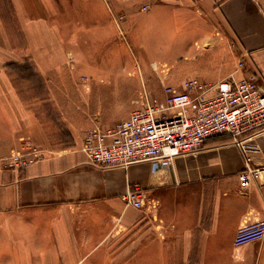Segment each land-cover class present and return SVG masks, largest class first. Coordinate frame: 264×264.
Instances as JSON below:
<instances>
[{
	"label": "crops",
	"instance_id": "obj_1",
	"mask_svg": "<svg viewBox=\"0 0 264 264\" xmlns=\"http://www.w3.org/2000/svg\"><path fill=\"white\" fill-rule=\"evenodd\" d=\"M139 11L148 15V31H137L143 52L157 44L171 45L172 54L173 46L181 48L175 56L152 58L148 70L133 63L119 71L113 64L119 48L113 13ZM88 13V30L82 22L75 29L92 35L94 60L106 45L100 67L86 71L90 82L82 90H90L95 101L106 96L105 104L125 105L124 111L97 115L93 127L107 129L129 115L130 94L145 92L143 76L151 77L150 89L163 83L181 90L187 78L213 84L230 74L255 76L264 88V0H106ZM99 13L105 22H97ZM8 59L0 52V264H264L263 241L234 243L241 225L264 219V177L241 187L238 173L245 163L230 135L209 137L171 160L89 162L81 149L87 130L73 135L72 145L49 146L33 102L3 67ZM35 60L49 76L50 69ZM238 60L243 69H237ZM27 140L44 157L12 167L8 158ZM248 140L258 148L251 165L263 166L264 129ZM136 186L144 189L142 208L122 199Z\"/></svg>",
	"mask_w": 264,
	"mask_h": 264
},
{
	"label": "rangeland",
	"instance_id": "obj_2",
	"mask_svg": "<svg viewBox=\"0 0 264 264\" xmlns=\"http://www.w3.org/2000/svg\"><path fill=\"white\" fill-rule=\"evenodd\" d=\"M99 1L104 4L106 2V0H0L2 41L0 52L3 57L9 58L3 67L14 75L13 82L24 96L33 102L36 118L47 128L50 140L47 143L50 147L72 145L73 135L80 132L82 134L93 128L97 121L96 116L101 115L103 111L105 114L107 109L112 108L116 112L125 110L123 102L110 106L105 104L104 94L103 100L95 101L90 90H82V84L86 82L89 85L90 82L86 72L90 65L97 64L100 67L102 55H105L102 48L106 44L99 46L101 48L96 56L97 61L94 60L93 50L91 51L92 35L87 33L82 36L81 30H76L75 25L82 22L81 28L88 30L84 24L87 27L89 25V6H95ZM113 14L119 23L118 27L115 25L114 43L119 48L114 55L113 64L119 71L133 68V63L137 69L141 68L140 63L141 65L143 63L145 70H148L147 66L152 62V58L159 59L161 55L165 58L175 56L174 49L181 48L173 46L172 54L171 45L163 47L157 44L148 46L146 52H143L144 45L137 44V31L139 28L144 32L148 31L144 26V18L148 15L143 11ZM97 15L100 17L98 19H101L97 22L106 21L105 13ZM121 19L124 21L123 24L120 22ZM93 25L96 23L93 22ZM161 47L166 49L165 52H159ZM36 58L50 69L49 76H43ZM125 79L124 75L114 77L113 82L120 84ZM139 79L145 81V92L142 90L130 94L133 98L130 99L129 112L137 109L146 99L164 100L163 83L158 89H150L148 83L151 82V77L143 76ZM163 81L166 83V78ZM71 86L76 88L72 89ZM59 88L63 89V92ZM59 102L62 109H59Z\"/></svg>",
	"mask_w": 264,
	"mask_h": 264
},
{
	"label": "built area",
	"instance_id": "obj_3",
	"mask_svg": "<svg viewBox=\"0 0 264 264\" xmlns=\"http://www.w3.org/2000/svg\"><path fill=\"white\" fill-rule=\"evenodd\" d=\"M243 67V61L238 60L237 69ZM183 88L164 84L163 101L146 99L115 126L87 130L81 148L87 160L101 166L171 160L196 150L209 137L228 134L245 163L238 173L241 187L247 189L264 177V165H251L258 148L248 140L252 133L264 129V88L255 76L230 74L213 84L191 77L184 81ZM43 157V150L27 140L8 158V163L20 168ZM144 197L140 186L122 195L125 202L136 208L144 206ZM254 240L264 242V219L241 225L234 243Z\"/></svg>",
	"mask_w": 264,
	"mask_h": 264
}]
</instances>
